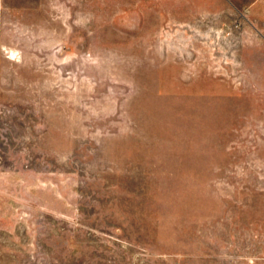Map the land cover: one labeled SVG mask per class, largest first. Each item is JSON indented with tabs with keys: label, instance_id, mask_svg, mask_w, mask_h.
<instances>
[{
	"label": "rangeland",
	"instance_id": "obj_1",
	"mask_svg": "<svg viewBox=\"0 0 264 264\" xmlns=\"http://www.w3.org/2000/svg\"><path fill=\"white\" fill-rule=\"evenodd\" d=\"M0 264H264V0H0Z\"/></svg>",
	"mask_w": 264,
	"mask_h": 264
}]
</instances>
